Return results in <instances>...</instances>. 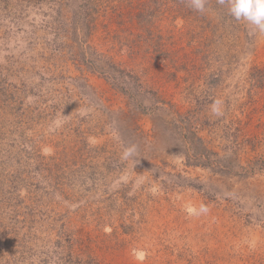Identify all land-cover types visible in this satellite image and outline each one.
I'll use <instances>...</instances> for the list:
<instances>
[{"label": "rangeland", "instance_id": "rangeland-1", "mask_svg": "<svg viewBox=\"0 0 264 264\" xmlns=\"http://www.w3.org/2000/svg\"><path fill=\"white\" fill-rule=\"evenodd\" d=\"M154 1L184 10L153 51L73 31L83 0H0V264H264V34Z\"/></svg>", "mask_w": 264, "mask_h": 264}, {"label": "trees", "instance_id": "trees-1", "mask_svg": "<svg viewBox=\"0 0 264 264\" xmlns=\"http://www.w3.org/2000/svg\"><path fill=\"white\" fill-rule=\"evenodd\" d=\"M154 2V0H83L80 9L77 11L73 10V31H76L78 28H83L87 34L86 36H89V33L95 28V24L99 19H102L107 15H113L115 17L114 19H116L115 23L117 24L118 30L116 32L110 30L111 37L108 42L110 43L111 48L117 50L122 49L124 46H128L129 49H133L134 47L139 48V42H144L147 48L153 49V51L161 50L160 48L165 46L164 43L160 41L164 31L162 32L161 28H157L156 23H159L158 21H154V18L159 19L164 16L166 19L168 17L175 19L178 16L177 14L182 15L181 13L184 10V4L177 3L173 9L165 12L159 10L160 13L158 14L150 8V6L154 5ZM154 15L156 16L154 17ZM125 17L127 19L126 21ZM151 17L154 18L150 20ZM114 19L112 18L110 22H113ZM135 25L138 26V30L136 31H134ZM143 31L147 34V37L142 36ZM153 31H155L154 34ZM155 35L157 38H155L154 41L153 37ZM59 53H62V50H60ZM161 54H163V52H161ZM104 59L101 60L107 66V71L113 69V72H105L106 74H104V77L109 79L111 81L110 83L117 80L116 86L121 92L124 91L121 86L124 84V78L121 75L128 76V72L121 68L119 63L114 62L110 56L106 55ZM130 97L133 99L132 94H130ZM11 174L6 171L0 172V183H8L9 180L10 183L17 182L14 180L18 178L17 174L15 175L14 171H12ZM19 175L21 174L19 173Z\"/></svg>", "mask_w": 264, "mask_h": 264}, {"label": "clouds", "instance_id": "clouds-1", "mask_svg": "<svg viewBox=\"0 0 264 264\" xmlns=\"http://www.w3.org/2000/svg\"><path fill=\"white\" fill-rule=\"evenodd\" d=\"M187 3L193 11L201 15L206 14L207 0H187ZM218 3L227 6V12L234 20L245 22L249 26L250 32L264 34V0H218ZM213 112L216 115L221 114L215 105ZM136 150L135 145L125 146L122 151V159L133 157ZM207 212L208 208L201 205L194 214Z\"/></svg>", "mask_w": 264, "mask_h": 264}]
</instances>
